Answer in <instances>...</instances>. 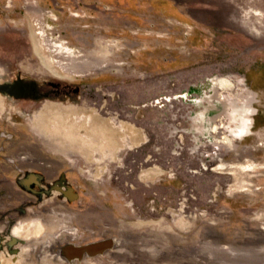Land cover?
<instances>
[{
	"label": "rangeland",
	"instance_id": "obj_1",
	"mask_svg": "<svg viewBox=\"0 0 264 264\" xmlns=\"http://www.w3.org/2000/svg\"><path fill=\"white\" fill-rule=\"evenodd\" d=\"M16 63L121 95L128 123L65 109L78 115L54 127L57 154L32 142L40 131L15 132L28 155L81 163L73 200L14 228L34 236L12 264H56L38 257L51 244L110 237L113 250L75 264H264V0H0V73ZM214 78L230 81L225 105ZM222 121L225 134L250 125L230 149L216 143Z\"/></svg>",
	"mask_w": 264,
	"mask_h": 264
},
{
	"label": "flooded vegetation",
	"instance_id": "obj_2",
	"mask_svg": "<svg viewBox=\"0 0 264 264\" xmlns=\"http://www.w3.org/2000/svg\"><path fill=\"white\" fill-rule=\"evenodd\" d=\"M68 78L54 73L41 75L29 72L18 63L0 73V264H12L13 256L33 249L30 246L25 247V244L34 235L32 233L29 236H25L24 233L17 235L14 228L29 223L34 226L37 222L42 226L44 220L37 217L35 208H42L48 220L53 217L54 210L59 206L57 202L59 195L74 199L75 189L67 178L69 173L75 171L77 164L81 163L80 159L74 157L70 159L71 165L63 169L57 158L55 160L49 156L28 155L27 148L30 145L26 135H18L15 132L19 129L25 131L27 128L40 131V140L32 142L39 144L38 147L46 151L57 154L60 153L57 148L60 142L57 137L60 135L53 132L54 127L59 126L60 121L70 123L71 119L78 115L68 113V117L65 118V109L83 107L88 114L93 110L99 117V120L95 119L96 121L108 123L115 120L116 127L122 121L128 123L122 117V103L119 101L121 95L115 93L113 98L111 92L97 93L91 89L83 92L79 84L69 81ZM144 106H147L146 103ZM112 115L114 117H111ZM39 119H42V128L37 125ZM64 143L68 146V142ZM83 166L85 167V164ZM80 167L82 166H78V169ZM61 170L64 172L60 175ZM46 201L51 203L46 205L44 204ZM15 202L19 204L14 205ZM29 214H33L30 220L26 218ZM53 233L51 232L52 236ZM58 236L55 235L56 238ZM90 242L93 241L51 244L46 255L39 254L38 257L41 259L48 256L55 260L56 264H75L92 257L86 256L82 260L70 263L58 258L60 247L67 243L84 245ZM116 245L117 243L110 250Z\"/></svg>",
	"mask_w": 264,
	"mask_h": 264
},
{
	"label": "bare ground",
	"instance_id": "obj_3",
	"mask_svg": "<svg viewBox=\"0 0 264 264\" xmlns=\"http://www.w3.org/2000/svg\"><path fill=\"white\" fill-rule=\"evenodd\" d=\"M59 46V50L60 51H64V52H68L70 48L68 47H63L62 44H57ZM72 53V52H71ZM50 61V60H49ZM52 61V60H51ZM51 64V63H50ZM213 85H214V95L213 97L218 93V95H216L215 97L217 98V100H220V102H224V105L227 103L226 102V94L224 93L225 91H228L230 88V81L226 78H217V79H213ZM232 91V90H231ZM233 96L234 92H229L228 96ZM221 97V98H220ZM211 98V97H210ZM225 109H228V106L225 107ZM244 120V119H243ZM247 121V120H246ZM247 123V124H246ZM244 124V127L241 129H237L234 130L233 132L229 133V134H225L227 133L226 130H224L226 128V126L229 124V122L227 121H222L221 122V126H219L220 130L218 131L219 133H222V135L220 136L219 139L216 140V143H220V145H227L230 149L231 146H233V141L235 138L240 137L241 135H245L247 133L248 128H250L249 122H246ZM216 128V127H215ZM214 128V130H215ZM228 128V127H227ZM231 131V130H230ZM218 135V133H217ZM242 137V136H241ZM214 145V144H213ZM214 148H211V151H213L212 154L215 155L214 159H217L218 157H216L218 153V151H222V149L220 147H217V145L213 146ZM217 153V154H216ZM211 154V155H212ZM249 168V167H248Z\"/></svg>",
	"mask_w": 264,
	"mask_h": 264
},
{
	"label": "water",
	"instance_id": "obj_4",
	"mask_svg": "<svg viewBox=\"0 0 264 264\" xmlns=\"http://www.w3.org/2000/svg\"><path fill=\"white\" fill-rule=\"evenodd\" d=\"M117 243L115 238H104L84 245L67 243L58 251V258L67 262L82 260L84 257H94L110 250Z\"/></svg>",
	"mask_w": 264,
	"mask_h": 264
},
{
	"label": "crops",
	"instance_id": "obj_5",
	"mask_svg": "<svg viewBox=\"0 0 264 264\" xmlns=\"http://www.w3.org/2000/svg\"><path fill=\"white\" fill-rule=\"evenodd\" d=\"M114 132V130H113V128L111 127V128H107L106 127V129H104V133H105V137H106V135H107V133H113ZM117 132V131H116ZM109 135H111V134H109ZM115 135H117L116 133H115ZM116 138H117V136H116ZM117 141V140H116ZM61 147H63V145H61Z\"/></svg>",
	"mask_w": 264,
	"mask_h": 264
}]
</instances>
